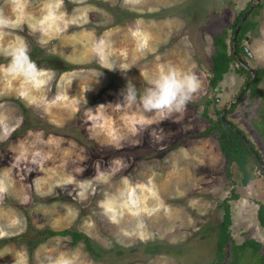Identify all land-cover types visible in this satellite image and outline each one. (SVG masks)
<instances>
[{"label":"rangeland","instance_id":"374dc122","mask_svg":"<svg viewBox=\"0 0 264 264\" xmlns=\"http://www.w3.org/2000/svg\"><path fill=\"white\" fill-rule=\"evenodd\" d=\"M249 2L0 0V15L13 22L0 29V239L8 238L0 243V264H209L219 202L231 192L238 196L228 201L232 240L252 238L264 253L256 218L264 173L255 169L241 185L215 135H200L207 125L204 106L214 118L245 78L231 64L210 89L212 36L223 28L230 49L232 20ZM258 27L264 32V21ZM101 39L110 44L107 62L97 55ZM249 39L252 56L243 59L264 66V41ZM21 40L43 70L30 81L8 71ZM108 63L117 69L108 70ZM168 65L201 81L184 112L162 118L138 105L116 107L129 80L142 93ZM258 86L264 93V78ZM259 105L257 96L250 100L245 93L226 118L264 163V144L252 123ZM37 119L78 131L80 141L32 125ZM45 228L83 232L105 257L95 260L81 241L71 244L59 235L29 252L27 231ZM153 241L171 253L148 255L138 247ZM225 251L228 256V244Z\"/></svg>","mask_w":264,"mask_h":264},{"label":"trees","instance_id":"16d2710c","mask_svg":"<svg viewBox=\"0 0 264 264\" xmlns=\"http://www.w3.org/2000/svg\"><path fill=\"white\" fill-rule=\"evenodd\" d=\"M247 5L248 3L236 14L235 19L231 25V34L233 26L236 24L238 18L247 7ZM258 7L259 5L252 7L247 13L243 22L240 24L238 32L234 37L233 50L235 54H237L238 50L241 49V47H238L239 38L244 33L245 29L249 27L250 17L252 14L257 12ZM225 38L226 35L224 30L217 32L212 36L213 52L210 55V76L208 78L211 90H214V87L219 84L224 74L229 70L231 64L236 65L234 68L235 71L245 76L242 85L247 81L249 77V72L235 60L231 50L225 42ZM263 72L264 69H257V73L247 84L246 89L243 91L240 98L226 108L224 115L226 117L234 110L237 102L245 93H247V98L250 100L257 96L260 99V105L256 109V116L252 123L257 133L259 134L262 143L264 144V93L257 86ZM209 101L210 100L207 98L205 102L208 104L210 103ZM211 102H214V100L211 99ZM21 109L22 113L24 112L23 115L26 116L28 113L27 110L24 107H21ZM206 110L207 106L205 105L201 114L206 118L207 125L202 131H200V135H207L210 133H213L215 135L218 149L224 157L225 161L228 164H234L237 167L240 184H247L249 180L255 177V169H258L261 172L260 154L254 148L249 139L243 134L242 130H240L232 121L229 120V122L233 126H235V128H237L238 132L241 135L245 136V138L249 141L250 148L253 149L257 154V158L252 154L240 135L221 121L219 117L221 108L216 109L214 118L208 116L206 114ZM25 120H27V117L25 118ZM26 125L27 124L25 122L23 124V127H25ZM32 125L40 126L42 129L49 133L62 136H71L75 140L80 141L79 135H81V133L77 131L76 134H74V129L68 131V129L66 128L45 124L39 119L33 122ZM134 148H137V146H135ZM97 155L98 154L91 152V156L93 158ZM237 197L238 196L235 192H231L229 196L222 198L219 202L222 213L221 219L216 224L215 228L214 258L210 261L209 264H264V253L260 252V242L252 238H246L240 243H235L230 236L229 226L231 224V215L228 201ZM256 218L258 224L264 230V202L257 203ZM27 235H29V237L26 240H28V243H30V246L28 247L29 252L34 246L42 242L46 237L48 238L50 236L59 235L68 236L70 238L71 244H75L76 242L81 241L84 244L86 251L95 260H100L105 257L106 251L97 248L90 241V238L88 236L74 228H64L61 230H50L48 228L41 230L29 229V231H27ZM6 240H8V238H1L0 243H3V241ZM227 244L228 256H226L225 251V247ZM138 247H142L143 253L148 255L155 253H171L172 251L170 248H168L169 246L165 245L162 241L146 242L144 244L139 243Z\"/></svg>","mask_w":264,"mask_h":264},{"label":"clouds","instance_id":"9594fccd","mask_svg":"<svg viewBox=\"0 0 264 264\" xmlns=\"http://www.w3.org/2000/svg\"><path fill=\"white\" fill-rule=\"evenodd\" d=\"M12 24L11 20L0 15V29L11 27ZM149 38L145 34V45ZM96 47L97 55L107 62L109 42L101 39L97 42ZM10 56L11 61L8 71L15 77L30 81L39 77L43 71L31 59L28 46L23 40L11 51ZM107 69L114 70L117 67L108 63ZM100 75L102 74L99 73L97 77ZM201 87V81L194 72L178 69L174 65L162 66L161 71L149 82V86L142 93L129 80L122 93L123 102L116 105V107L138 105L145 113H154L162 118H167L172 114L184 112L193 97L201 90ZM104 107L102 105L97 109ZM63 264H67V262L65 261Z\"/></svg>","mask_w":264,"mask_h":264},{"label":"flooded vegetation","instance_id":"af4514ba","mask_svg":"<svg viewBox=\"0 0 264 264\" xmlns=\"http://www.w3.org/2000/svg\"><path fill=\"white\" fill-rule=\"evenodd\" d=\"M251 2H252V0H251ZM251 2H249V4L251 3ZM249 4L247 5V7L249 6ZM259 5V7L257 8V12L256 13H254V14H252L251 15V17H250V25H249V27H247L246 29H245V31H244V33L242 34V36L239 38V41H238V47H241V49L240 50H238V53L237 54H235L234 53V50H233V48H234V41H233V46H231V44H230V38H231V36H232V34H231V36H230V38H229V44H230V50H231V52H232V54H233V56H234V58H235V60H236V57H238V58H240L244 63H246L245 62V60L243 59V56H249V57H251L252 56V53L250 52V51H248V49H247V46H246V44H248V43H250V41H251V39H249L250 38V35H251V37H253V39L255 40V39H259L260 41H264V32H263V30H260L259 29V27H258V25H260V23L262 22V21H264V0H256V3L254 4V5H252V7H254V6H258ZM246 7V8H247ZM251 7V8H252ZM245 8V9H246ZM244 9V10H245ZM250 11V10H249ZM248 11V12H249ZM239 12V11H238ZM237 12V13H238ZM244 12V11H243ZM242 12V13H243ZM236 13V14H237ZM247 15V14H246ZM236 16V15H235ZM235 16H234V18H233V20H232V23H233V21H234V19H235ZM241 16V15H240ZM246 17V16H245ZM240 18V17H239ZM239 18H238V20H239ZM244 20V19H243ZM238 22V21H237ZM237 22H236V24H237ZM243 22V21H242ZM241 22V23H242ZM236 24L233 26V29H232V33H233V30H234V28H235V26H236ZM240 27V26H239ZM239 29V28H238ZM223 30V28L221 29V31ZM237 32H238V30H237ZM226 41V40H225ZM237 61V60H236ZM251 68H253V69H255V73H254V75L257 73V69H264V66H261V67H251ZM249 72V71H248ZM250 74V73H249ZM254 77V76H253ZM262 78H264V72L261 74V78H260V80H259V82H258V84H257V86L259 85V83H260V81L262 80ZM259 87V86H258Z\"/></svg>","mask_w":264,"mask_h":264},{"label":"water","instance_id":"95a60500","mask_svg":"<svg viewBox=\"0 0 264 264\" xmlns=\"http://www.w3.org/2000/svg\"><path fill=\"white\" fill-rule=\"evenodd\" d=\"M256 3V0H252V2L249 4V6L244 10V12L241 14L234 30L232 33V36L230 38V44L231 46H233V41H234V37L237 33V30L241 24V22L243 21V19L245 18L246 14L248 13V11L251 9L252 5H254ZM237 62L243 67L245 68L247 71H249V77L247 79V81L242 85V87L239 89V91L237 92V94L234 96L233 100L229 101L228 105L223 106V108H221L220 113H219V117L221 119L222 122H224L227 126H229L231 129H233L237 134L240 135V137L242 138V140L244 141V143L248 146V148L250 149V151L252 152V154L257 158V154L254 152L253 149L250 148L249 145V141L245 138V136L241 135L237 128H235V126H233L229 120L225 117L224 113L225 110L228 106H230L232 103L236 102L240 96L242 95L243 91L246 89L247 84L252 80L254 73H255V69L251 68L250 66H248L246 63H244L240 58L236 57ZM209 84V81H208ZM214 89H217L216 87H214ZM260 161V160H259ZM261 164V171L264 173V165L263 163L260 161Z\"/></svg>","mask_w":264,"mask_h":264}]
</instances>
